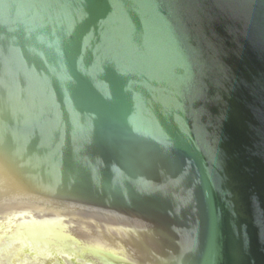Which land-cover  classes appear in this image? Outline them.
I'll list each match as a JSON object with an SVG mask.
<instances>
[{
    "label": "water",
    "instance_id": "1",
    "mask_svg": "<svg viewBox=\"0 0 264 264\" xmlns=\"http://www.w3.org/2000/svg\"><path fill=\"white\" fill-rule=\"evenodd\" d=\"M6 205L79 250L114 215L149 264H264V0H0Z\"/></svg>",
    "mask_w": 264,
    "mask_h": 264
},
{
    "label": "bare ground",
    "instance_id": "2",
    "mask_svg": "<svg viewBox=\"0 0 264 264\" xmlns=\"http://www.w3.org/2000/svg\"><path fill=\"white\" fill-rule=\"evenodd\" d=\"M11 209L14 208H7V205L0 208V215L5 217L0 219V264H58L57 259L63 264H74L71 256L77 254L79 249L70 239V233L73 231L69 233L67 226L58 220L57 215L35 219L25 210ZM86 217L97 220L100 227L88 224L85 230L77 229L79 231H76L77 233L74 231L82 241L79 245L83 249L79 252L85 253L89 258V261L77 259L78 264H112L100 253H106L104 251L108 253L109 246H120L116 241L111 242L114 238H119L125 244L127 254L136 263L149 264V253L160 255L161 249L157 247L160 239L147 235L140 240L144 247L137 248V237L132 239L123 230L120 231L121 228L141 230L143 227L135 217L115 218L114 215ZM114 229L119 231H109ZM136 230L132 231L136 233ZM110 254L115 255L113 252Z\"/></svg>",
    "mask_w": 264,
    "mask_h": 264
},
{
    "label": "rangeland",
    "instance_id": "3",
    "mask_svg": "<svg viewBox=\"0 0 264 264\" xmlns=\"http://www.w3.org/2000/svg\"><path fill=\"white\" fill-rule=\"evenodd\" d=\"M80 252H79V250H77V254H79ZM71 257H73V256H71Z\"/></svg>",
    "mask_w": 264,
    "mask_h": 264
}]
</instances>
